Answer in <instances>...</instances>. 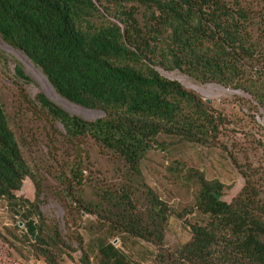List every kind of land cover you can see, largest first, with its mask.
Listing matches in <instances>:
<instances>
[{"label":"trees","instance_id":"1","mask_svg":"<svg viewBox=\"0 0 264 264\" xmlns=\"http://www.w3.org/2000/svg\"><path fill=\"white\" fill-rule=\"evenodd\" d=\"M0 37L59 97L103 114L85 121L42 94L23 95V121L0 100V200L26 207L16 228L36 258L92 264L80 234L89 216L153 246L150 264H264V172L245 151L243 163L228 153L227 121L211 104L159 73L239 91L252 111L264 112V0H0ZM14 73L31 83L19 67ZM172 144L227 154L240 191L224 201L225 184L173 156L168 179L191 204L171 207L146 183L141 164ZM43 172L55 179L48 190L63 230L37 211ZM27 179L33 202L16 195ZM194 211L201 222H187ZM172 220L189 234L175 249L165 244Z\"/></svg>","mask_w":264,"mask_h":264},{"label":"rangeland","instance_id":"2","mask_svg":"<svg viewBox=\"0 0 264 264\" xmlns=\"http://www.w3.org/2000/svg\"><path fill=\"white\" fill-rule=\"evenodd\" d=\"M16 67H19L24 75L31 80L30 84L22 85L17 80L14 73ZM159 73L166 79L178 82L183 88L194 92L203 100L209 101L208 104H211L227 121L229 132L225 133L223 144L227 146L228 153H236L237 160L243 163L244 157L241 152L245 151L248 153L251 165L258 168V171H262L261 173L264 172V112L261 110H258L257 113L252 111L248 104L250 98L247 95L241 92L234 93L232 90L219 86H201L178 72L159 71ZM37 94L44 95L70 116L85 121H94L103 116L99 111L82 108L59 97L39 69L23 53L6 44L0 37V100L10 114L16 116L17 119L26 121L29 116L21 115L23 109L21 98L24 95L33 99ZM173 156L183 162L186 167L202 171L207 179H218L225 184L228 189L225 190L223 200L226 202H229L242 187V178L230 163L227 154L222 151L189 144H172L164 152L153 149L145 156L141 164L144 179L162 200L177 210L188 208L191 204V196L168 179L166 169ZM43 177L45 178V195L40 197L37 211L45 220L54 222L63 230V211L52 198V192L48 190L49 186L56 185L55 179L47 172H43ZM27 184H30L32 189L30 197L26 192ZM16 195L22 200L33 202L35 190L32 182L29 179L25 180L23 187ZM3 202L0 203V242L3 244L2 253L5 260H0V264H43L41 259L32 254L31 244L23 236V231L16 228V221L19 218L15 219L16 216L11 212L7 205L8 202ZM24 209L26 211V207ZM192 215L193 217H187V222H201L202 218L195 211L192 212ZM27 238L29 237L27 236ZM188 239V227L184 225V222L172 220L165 237L166 246L175 249ZM113 247L111 245V248ZM113 249H106L103 253L106 257L102 256V258L96 251V258L90 256L92 264H101V260L103 264H109L112 260L117 259L125 260L128 264H150L155 255V253L153 255L149 252L136 255L129 245L122 242L118 244L116 250ZM154 251L156 252L155 248ZM61 263L73 264L66 258Z\"/></svg>","mask_w":264,"mask_h":264},{"label":"crops","instance_id":"3","mask_svg":"<svg viewBox=\"0 0 264 264\" xmlns=\"http://www.w3.org/2000/svg\"><path fill=\"white\" fill-rule=\"evenodd\" d=\"M26 192L28 194V197H30L32 194V189L30 187V184L26 185ZM7 205L9 206L11 212L16 216L15 219L20 218L21 214H23L25 211L24 207L20 206V204L17 201L8 202ZM22 220H24V222L28 221L23 218ZM22 226L23 225L21 224L20 227ZM81 236L83 238L84 249L87 255L89 256V258L91 255L94 256V258H96V251L97 254L101 256V258L102 256L106 257L105 255H103L106 249L114 248L113 250H116L120 242L129 245L130 249L133 250L136 255H141L144 252H149L153 255L155 253L154 248L151 245H148L139 240L121 234H117L109 226L102 224L97 220H95L93 217H89V216L85 217L84 219L81 228ZM115 239L116 241H114ZM111 245H113L114 247L111 248ZM102 262L103 261L101 260V264H103ZM109 264H128V262L122 259H117V260H112ZM143 264H149V263H143Z\"/></svg>","mask_w":264,"mask_h":264},{"label":"built area","instance_id":"4","mask_svg":"<svg viewBox=\"0 0 264 264\" xmlns=\"http://www.w3.org/2000/svg\"><path fill=\"white\" fill-rule=\"evenodd\" d=\"M1 202H3V201L0 200V203ZM2 250H3V244L0 242V260H5L3 253H2ZM12 264H16V263H12Z\"/></svg>","mask_w":264,"mask_h":264},{"label":"water","instance_id":"5","mask_svg":"<svg viewBox=\"0 0 264 264\" xmlns=\"http://www.w3.org/2000/svg\"><path fill=\"white\" fill-rule=\"evenodd\" d=\"M232 92H234V93H239V91H232ZM249 98V97H248ZM207 103H209V101H206Z\"/></svg>","mask_w":264,"mask_h":264}]
</instances>
